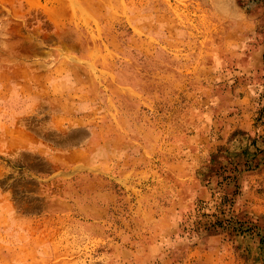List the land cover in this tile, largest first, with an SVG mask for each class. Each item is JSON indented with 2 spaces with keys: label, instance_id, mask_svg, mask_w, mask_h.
<instances>
[{
  "label": "rangeland",
  "instance_id": "1",
  "mask_svg": "<svg viewBox=\"0 0 264 264\" xmlns=\"http://www.w3.org/2000/svg\"><path fill=\"white\" fill-rule=\"evenodd\" d=\"M0 264H264V0H0Z\"/></svg>",
  "mask_w": 264,
  "mask_h": 264
},
{
  "label": "trees",
  "instance_id": "2",
  "mask_svg": "<svg viewBox=\"0 0 264 264\" xmlns=\"http://www.w3.org/2000/svg\"><path fill=\"white\" fill-rule=\"evenodd\" d=\"M234 167H236V166H234ZM234 169H235V168H234ZM230 172L232 173V171H230ZM231 173H230V174H231ZM233 178H234V176H233Z\"/></svg>",
  "mask_w": 264,
  "mask_h": 264
}]
</instances>
